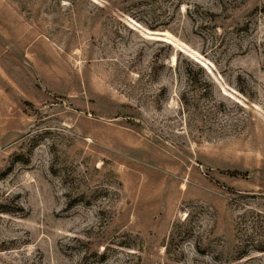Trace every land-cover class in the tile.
Listing matches in <instances>:
<instances>
[{
    "label": "rangeland",
    "instance_id": "rangeland-1",
    "mask_svg": "<svg viewBox=\"0 0 264 264\" xmlns=\"http://www.w3.org/2000/svg\"><path fill=\"white\" fill-rule=\"evenodd\" d=\"M0 264H264V0H0Z\"/></svg>",
    "mask_w": 264,
    "mask_h": 264
}]
</instances>
